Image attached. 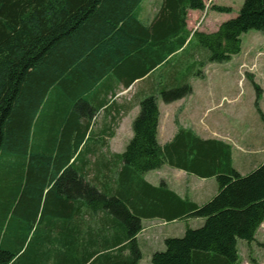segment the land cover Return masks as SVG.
<instances>
[{"label":"trees","instance_id":"16d2710c","mask_svg":"<svg viewBox=\"0 0 264 264\" xmlns=\"http://www.w3.org/2000/svg\"><path fill=\"white\" fill-rule=\"evenodd\" d=\"M144 1L0 0L1 181L28 165L27 195L18 201L21 218L0 244V264H139L136 236L142 216L204 218L202 226L188 227L183 236L167 237L165 249L152 254V264H237L238 241H256L264 222V163L242 175L233 166L230 143L203 138L192 128L180 126L167 144L158 140V100L170 103L190 95L189 79L175 74L173 81L140 99L118 177L100 176L98 163L92 164L97 172L90 176L92 165L83 154L71 162L107 92L117 84L132 83L165 61L176 73L181 59H188L182 75L190 78L195 65L228 61L240 53L245 32H264V0H244L236 17L210 33L187 26L188 10L205 9L204 0H157L146 21L139 17ZM194 39L207 52L203 60L195 59L196 52L189 59ZM197 74L204 77L201 70ZM165 164L216 177L218 192L199 205L164 181L155 186L145 179ZM6 201L2 189L1 210ZM85 205L95 213L114 214L103 218L108 232L83 233ZM71 209L81 220L69 229L65 223L71 221ZM7 210L0 214L2 225ZM39 214L41 236L23 257L34 229L31 221ZM60 222L65 251L52 236Z\"/></svg>","mask_w":264,"mask_h":264},{"label":"rangeland","instance_id":"374dc122","mask_svg":"<svg viewBox=\"0 0 264 264\" xmlns=\"http://www.w3.org/2000/svg\"><path fill=\"white\" fill-rule=\"evenodd\" d=\"M156 1L154 4L158 5V1ZM204 2L205 9L188 10V14L191 13L190 11H194V14L190 16V26L187 24L188 29L192 32L196 30L206 33L216 31L222 22L238 15L244 0H204ZM214 5L228 6L232 8V11L219 12L212 8ZM188 18L189 15L187 20ZM188 53L191 55L189 59H194L195 53V59L199 60L205 59L207 54L205 49L198 48L195 39L189 46ZM187 54L184 57L187 58ZM199 70L202 71L204 77L197 74ZM194 72L195 74L189 79L193 87V92L190 95L170 103H165L162 99L159 102L161 104L163 102L162 106L173 104L172 108L177 109V114L180 116L178 118L185 121L186 124L203 129L209 135L227 139L234 146L236 166L241 171L248 172V168H251L255 161L264 160L260 159L264 156V121L261 116V112L264 113V32L255 29L245 32L242 35L240 53L233 55L228 61L206 62L202 66L197 64L194 67ZM134 93L133 89L118 92L117 101L120 104L129 101L126 105L133 111L136 103L134 96L131 95ZM127 122H131V119H127ZM3 161L4 165L8 163ZM27 166L17 172H15V167L8 166V171L15 169V173L7 175L1 181L4 168L0 164V193L2 189L7 193V201L4 209H0V214L3 212L1 214L3 216L6 207L10 208L3 218L4 225L0 224V244H4L11 228L17 226L16 219L21 218L18 201L27 195ZM212 181L217 185L216 177H212ZM11 207L13 208L11 209ZM49 215L47 211L44 214V216ZM31 222L34 229L25 244L23 257H26L36 245L44 226L40 220V214ZM187 224L198 227L194 220L183 223L185 226ZM24 226L27 231V221ZM165 227L167 228L165 233L172 229V225ZM168 235L170 234L167 233L166 236ZM52 236H54L53 232ZM256 236V241L251 245L245 241L240 244L238 249L240 258L237 264H264V222Z\"/></svg>","mask_w":264,"mask_h":264},{"label":"crops","instance_id":"0c3cea01","mask_svg":"<svg viewBox=\"0 0 264 264\" xmlns=\"http://www.w3.org/2000/svg\"><path fill=\"white\" fill-rule=\"evenodd\" d=\"M155 1L156 0H145L143 7H141L142 9L139 15L140 19L145 21L148 20L147 17L149 13L153 14L156 9V6L154 4ZM190 12L191 13L188 14L189 18L187 20L188 26H190V16L194 14V11ZM188 63V59H181L179 63L181 68H177L175 73V69L169 65V62H162L145 76L136 78L134 82L129 84H125L122 82L116 85L117 87L113 92H110L109 90L106 95V101L101 105V108H99L97 114L93 118L86 132V137L80 147L76 149V153L71 158V162L80 157L78 155L83 154V159L90 161L91 165L98 163L97 168L98 171H100V176H107L108 178H111L112 175H117L118 177L119 172H122V163L120 161V156L124 153L127 144L133 137L132 124L133 120L139 113L140 99L155 92L156 88L159 85H165L167 80L173 81L175 74H177V79H179V77L186 80L190 79L188 75V77H186V75H182V72L184 73ZM131 89H133L135 92L134 95H131L134 96V102L136 103L135 107H133V111L130 110V108H128L126 105L129 101H124L123 104H120L117 101L118 92H126L127 90ZM160 100L161 99L158 100L160 109L158 140L162 145L167 144L173 140L180 126L185 128H192L194 132H196L203 138H214L230 143L225 138L209 135L203 129H197L195 126L186 124V122L183 120L181 121L178 118L180 116L177 114V109L172 108L173 104L162 106L163 102L161 104V102H159ZM127 119H131V122H127ZM260 159H264V156ZM232 161L234 168L242 175L249 174L264 163V160H262L261 162L257 160L252 166L254 167L256 165L254 168H248V172L241 171L234 162L235 154L233 145ZM93 169H96L94 168V165L90 166L91 171L89 175L92 177H94V173L97 172ZM199 178L204 180H201ZM145 179L155 186L160 185L161 182L164 181L168 185V187L175 191L179 196H181L182 198H188L199 205H202L211 200L218 192V184L216 185L215 183H213L212 177L203 178L198 175L188 173L183 169L170 166L168 164L163 165L160 169L149 171L148 173H146ZM70 202H72V200ZM73 205L75 206V201H73ZM84 208L85 210L81 212L83 214V218L81 216L80 218L82 219V231L86 236L91 237L95 232L98 231H109V228H105V226H103L105 224V220L103 222V218H115L114 214L107 211L95 213L93 210H90L87 205H85ZM72 209L70 215L71 221L69 222V224L65 223L69 227V229H72V226L75 224L76 220L80 219L75 214V209L74 212ZM190 220L196 221L198 227L202 226V224L204 223V218L189 217L168 220L167 218L160 216H142V229L136 236L138 244L142 251V258L139 264H152V254L155 251L165 249V239L167 237L183 236L186 232V229L188 227H192L190 224H187L185 226L183 225V223ZM61 224L63 223L60 222V225H58L55 229L54 237L57 241V248H61V250L65 251L67 249H65V246L62 245L61 242V240L63 239V229ZM170 225H172V229L167 232L170 235L166 236L167 233L165 232L167 228L165 226ZM175 232L177 234H172ZM242 242L244 241H238V249ZM101 253L102 252H99L98 254ZM125 254L127 255L128 251H126Z\"/></svg>","mask_w":264,"mask_h":264}]
</instances>
